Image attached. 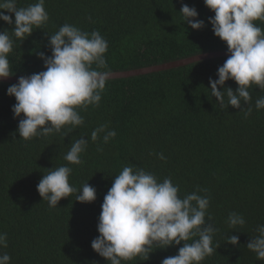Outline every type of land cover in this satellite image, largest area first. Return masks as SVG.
<instances>
[{
	"label": "trees",
	"instance_id": "1",
	"mask_svg": "<svg viewBox=\"0 0 264 264\" xmlns=\"http://www.w3.org/2000/svg\"><path fill=\"white\" fill-rule=\"evenodd\" d=\"M36 2L17 0V7ZM182 4L194 6L205 27L195 30L183 22ZM44 7L49 22L22 43L13 35L14 24L0 20V32L8 30L14 40L11 76L46 70L38 53L51 56L49 36L65 23L89 33L99 31L108 42L105 57L111 72L227 50L214 35L208 20L214 12L204 0H45ZM2 11L14 21V13ZM255 23L264 29V22ZM227 58L109 79L100 106L79 110L82 126L30 141L19 137L23 114L14 118L15 97L6 94L14 83L0 81V233L7 234L8 244L0 247V254L8 253L10 264H110L91 242L99 235L104 196L115 176L129 166L155 174L158 182L170 177L181 198L192 192L210 197L208 222L218 229L213 244L220 247L201 264H264L246 246L258 235L257 226L264 225V109L255 108L264 90L249 89L252 114L247 118L231 105L221 109L211 97L209 78L218 79V67ZM225 86L234 91L238 87L234 80ZM242 107L248 105L242 102ZM100 125L114 129L116 137L108 143L102 138L92 142L91 132ZM81 137L88 140L81 154L84 163L70 164L64 156ZM159 153L166 159L161 160ZM65 165L73 170L71 185L78 190L86 182L95 187V201H76L78 192L62 198L55 208L42 200L37 189L40 179ZM231 212L242 215L246 223L231 228ZM231 235L239 237L238 245L225 242ZM183 243L154 247L149 259L137 257L122 264H161Z\"/></svg>",
	"mask_w": 264,
	"mask_h": 264
},
{
	"label": "clouds",
	"instance_id": "2",
	"mask_svg": "<svg viewBox=\"0 0 264 264\" xmlns=\"http://www.w3.org/2000/svg\"><path fill=\"white\" fill-rule=\"evenodd\" d=\"M44 4L45 0H37L27 7H17V0H0V20L14 24L13 35L22 43L34 29H42L49 22ZM204 4L214 12V16L208 18L214 35L226 43L230 53L218 67V79L209 78L211 97L216 98L221 109L231 105L247 118L252 114L249 89L257 86L264 90V29L255 23L264 22V0H204ZM2 10L14 13V21ZM179 12L183 22L192 29L205 27V22L197 19L198 11L194 6L182 4ZM13 45L8 30L0 32V78L14 74L9 60ZM49 46L51 56L38 53L46 70L20 76L18 82L6 90L7 95L15 97L14 118L23 114L17 131L25 141L82 126L84 117L79 110H86L90 105L100 106L111 76L105 57L108 42L99 31L89 33L65 23L49 36ZM228 80L238 85L235 91L225 86ZM242 102L248 105L246 109ZM255 108L264 109V97L256 100ZM67 135L68 132H64V136ZM116 135L114 129L100 125L91 132V141L102 138L103 143H108ZM87 146L88 140L84 137L75 140L64 159L70 164L82 165L81 154ZM97 150L102 148L98 146ZM157 155L161 160L166 159L163 153ZM72 171L69 166H59L40 179L38 193L49 207H57L62 198L77 192L76 201L96 200V189L88 182L79 190L69 183ZM178 193L179 186L170 177L158 182L155 174L143 168L123 167L104 196L97 226L99 235L92 240V249L110 264H122L137 257L147 260L154 247L166 249L183 241L178 253L164 258L161 264H201L220 247L213 244L218 229L208 222L212 219L207 212L210 197L192 192L181 198ZM245 223L242 215L229 213L231 228ZM256 231L258 235L246 246L256 253L258 260H264V225H258ZM225 242L238 245L239 237L231 235ZM7 246V234L0 233V247ZM10 262L8 253L0 254V264Z\"/></svg>",
	"mask_w": 264,
	"mask_h": 264
},
{
	"label": "water",
	"instance_id": "3",
	"mask_svg": "<svg viewBox=\"0 0 264 264\" xmlns=\"http://www.w3.org/2000/svg\"><path fill=\"white\" fill-rule=\"evenodd\" d=\"M229 55L230 53H228L227 50L204 52V53L196 54V55L189 56L186 58L173 60V61L165 62L162 64H156V65H152L148 67H142V68L126 70V71H114V72H111L110 79L127 78V77H132V76L148 74L152 72H158L162 70H168L171 68L188 65L190 63L201 61V60H206V59L221 57V56H229ZM19 77L20 76H10L7 78H0V81L17 83Z\"/></svg>",
	"mask_w": 264,
	"mask_h": 264
}]
</instances>
